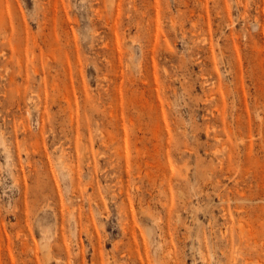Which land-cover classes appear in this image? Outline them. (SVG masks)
Segmentation results:
<instances>
[{
	"label": "rangeland",
	"instance_id": "obj_1",
	"mask_svg": "<svg viewBox=\"0 0 264 264\" xmlns=\"http://www.w3.org/2000/svg\"><path fill=\"white\" fill-rule=\"evenodd\" d=\"M0 130V264H264V0H0Z\"/></svg>",
	"mask_w": 264,
	"mask_h": 264
},
{
	"label": "bare ground",
	"instance_id": "obj_2",
	"mask_svg": "<svg viewBox=\"0 0 264 264\" xmlns=\"http://www.w3.org/2000/svg\"><path fill=\"white\" fill-rule=\"evenodd\" d=\"M19 70H20V69H19ZM5 72H6V71H5ZM6 73H7V72H6ZM6 75H7V74H6ZM10 77H11V76H10ZM11 79L13 80L12 77H11ZM9 80H10V79H9ZM39 104H40V103H39ZM39 104H38V105H39ZM36 107H37V106H36ZM37 108L39 109V107H37ZM28 112H29V111H28ZM72 118H73V117H72ZM72 121H73V120H72ZM70 124H71V123H70ZM39 127H40V126H39ZM74 128H75V127H74ZM41 129H42V128H41ZM0 131H1V130H0ZM76 131H78V130H76ZM40 132H41V131H40ZM41 135H42V134H41ZM75 137H76V136H75ZM42 139H43V138H42ZM75 139H77V138H75ZM0 141H1V140H0ZM75 141H76V140H75ZM1 143H2V142H1ZM42 143H43V142H42ZM0 145H1V144H0ZM2 145H5V144H2ZM6 146H8V145H6ZM36 147H37V146H36ZM34 148H35V147H34ZM8 149H9V148H8ZM36 149H37V148H36ZM36 149H34V150L36 151ZM4 150L6 151L7 149H5V147H4ZM9 150H10V149H9ZM23 150L26 151V149H24V148H23ZM45 150H46V149H45ZM7 151H8V150H7ZM17 151H18V150H17ZM9 153H10V152H9ZM43 153H44V152H43ZM76 153H77V152H76ZM7 154H8V153H7ZM46 154H47V153H46ZM47 155H48V154H47ZM6 156H7V155H6ZM18 156H19V154H18ZM8 157H10V154H9V156H7V159H8ZM46 157H47V156H46ZM125 157H126V155H125ZM167 158H168V157H167ZM27 162H29V161H27ZM48 162H49V160H48ZM168 162H169V161H168ZM30 163H31V162H30ZM63 163H64V162H63ZM19 164H20V163H19V161H18V165H19ZM61 164H62V163H61ZM125 164H126V163H125ZM16 165H17V163L15 164V166H16ZM21 165H22V164H21ZM13 166H14V165H13ZM29 166H30V165H29V163H28V167H29ZM49 166H51V165H49ZM66 166H67V165H66ZM67 167H68V166H67ZM69 167H70V166H69ZM171 167H172V166H171ZM22 169H23V168H22ZM70 169H71V168H70ZM73 169H74V168H73ZM169 169H170V168H169ZM147 170H148V169H147ZM161 170H162V169H161ZM170 170H172V169H170ZM157 173H159V172H157ZM162 173H163V172H162ZM169 173H170V172H169ZM172 173H173V172H172ZM16 174H17V173H16ZM168 176H169V175H168ZM119 177H120V176H119ZM70 178H72V177H70ZM70 178H69V179H70ZM117 179H118V178H117ZM148 179H149V178H148ZM119 180H120V179H119ZM121 180H122V179H121ZM169 181H170V180H169ZM23 182H24V181H23ZM54 183H55V182H54ZM160 183H161V182H160ZM55 185H57V184H55ZM134 185H135V184H134ZM167 186H168V185H167ZM56 187H57V186H56ZM119 188L121 189V187H119ZM118 190H119V189H118ZM121 190H122V189H121ZM160 190H161V189H160ZM56 191H57V190H56ZM22 192H23V194H24V189H23ZM22 192H21V193H22ZM119 192H120V191H119ZM115 193H116V192H115ZM169 193H170V192H169ZM116 195H117V194H116ZM59 196H60V195H59ZM24 200H25V199H24ZM221 201H223V200H221ZM24 202H25V201H24ZM59 202H61V201H59ZM129 203H130V202H129ZM162 203L164 204V202H162ZM23 204H24V203H23ZM96 205H97V204H96ZM170 205H172V204L170 203ZM24 206H26V205L24 204ZM224 206H225V205H224ZM224 206H223V207L221 206L222 209L224 208ZM50 207H51V206H50ZM169 207H170V206H169ZM169 207H168V208H169ZM236 207H237V205H236ZM143 208H144V207H143ZM237 208H239V207H237ZM240 208H242V207H240ZM24 209L26 210V207H25ZM168 210H169V209H168ZM224 210H226V208H225ZM226 212H227V211H225V213H226ZM223 213H224V212H223ZM223 213H222V214H223ZM225 213H224V216H225ZM167 214H168V212H167ZM176 215H177V214H176ZM224 216H223V217H224ZM177 217H178V215H177ZM178 221H179V220H178ZM173 226H174V225H173ZM175 226H176V225H175ZM224 227H225V226H224ZM173 228H174V227H173ZM225 228L227 229V227H225ZM240 228H242V229L244 230V226H243V227H240ZM123 229H124V228H123ZM226 229H224V231L221 230L222 232H221L220 234H221L222 237L225 238L226 241L229 242V241H230L229 237H228L227 235H224V234L227 233V231H226V233H225V230H226ZM127 230H128V229H127ZM239 230H240V229H239ZM172 231H173V230H172ZM223 232H224V234H223ZM250 233H251V232H250ZM159 234H160V233H159ZM239 234H240V233H238V237H239ZM241 234H242V233H241ZM164 236H165V235H164ZM163 238H164V237H163ZM241 238H242V237H241ZM245 238H246V237H245ZM249 239H250V238H249ZM239 242H240V238H239ZM239 242H238V243H239ZM246 242H247V241H246ZM133 243H134V242H133ZM161 243H162V241H161ZM161 243H160V244H161ZM240 243H241V242H240ZM241 244H242V243H241ZM241 244H240V245L238 244V245L236 246V248H238V246H239V248H241ZM246 245H247V244H246ZM238 250H240V249H238ZM235 251H237V249H235ZM237 252H239V251H237ZM236 254H238V253L235 252V255H236ZM111 255H112V254H111ZM108 256H109V255H108ZM146 256H147V255H146ZM236 256H237V255H236ZM111 257H112V256H111ZM238 257H239V256H238ZM242 258H244V257H242ZM247 259H248V258H247ZM249 259H250V258H249ZM249 259L247 260V262L249 261ZM244 260H245V259H244ZM245 261H246V260H245ZM109 264H116V263H111V262H110ZM243 264H244V263H243ZM245 264H246V263H245Z\"/></svg>",
	"mask_w": 264,
	"mask_h": 264
}]
</instances>
